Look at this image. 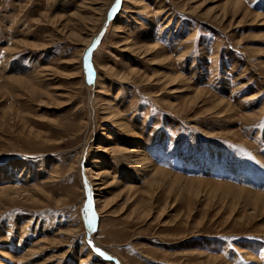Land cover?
I'll list each match as a JSON object with an SVG mask.
<instances>
[{
  "label": "rangeland",
  "instance_id": "1",
  "mask_svg": "<svg viewBox=\"0 0 264 264\" xmlns=\"http://www.w3.org/2000/svg\"><path fill=\"white\" fill-rule=\"evenodd\" d=\"M114 7L0 0V264H264V0Z\"/></svg>",
  "mask_w": 264,
  "mask_h": 264
},
{
  "label": "snow or ice",
  "instance_id": "2",
  "mask_svg": "<svg viewBox=\"0 0 264 264\" xmlns=\"http://www.w3.org/2000/svg\"><path fill=\"white\" fill-rule=\"evenodd\" d=\"M119 4H120V0H117V7L119 6ZM117 7H114L112 9V13L116 12ZM112 13H110V14H112ZM93 47H95V44L93 45ZM88 51H89V54H90L92 49L90 48ZM85 69H86V71L88 73V80H89V82H91V80H92V67H91V64L88 62V56L85 57ZM91 207H92V202L89 199L88 203L86 205V208H85V213H86V216H87V222H88L89 227H91L92 224L95 222V215L94 214H89L90 211H91ZM233 239H235V238H233ZM89 243L91 244V241H89ZM95 251L100 253L101 255H103V253L100 252L99 248H96ZM108 259H111V257H108Z\"/></svg>",
  "mask_w": 264,
  "mask_h": 264
},
{
  "label": "bare ground",
  "instance_id": "3",
  "mask_svg": "<svg viewBox=\"0 0 264 264\" xmlns=\"http://www.w3.org/2000/svg\"><path fill=\"white\" fill-rule=\"evenodd\" d=\"M97 3V2H96ZM225 6V5H224ZM92 10V9H91ZM160 10H163L162 8L160 9ZM95 11V10H94ZM164 11V10H163ZM94 13V12H93ZM161 13V12H160ZM94 14H96V13H94ZM89 19H91L90 17H89ZM91 21H94L93 19L91 20ZM96 21V20H95ZM90 22V21H89ZM133 23H135V24H139V20L137 19V18H134V21H133ZM114 29H118V28H116V27H114ZM87 35V34H86ZM90 44V43H89ZM126 44V43H125ZM92 46V45H91ZM90 46V47H91ZM87 47H89V45L87 46ZM93 47V46H92ZM134 48H136V47H134ZM89 49V48H88ZM86 50V49H85ZM144 52L145 53H149L147 50H144ZM179 82V81H178ZM262 112H260V114H261ZM212 166H214V165H212ZM219 166H221V165H219ZM218 166V167H219ZM226 166V165H225ZM217 166L215 167V168H218ZM224 168V167H223ZM235 168H231V166H228V167H225L224 168V171L225 172H235V170H234ZM162 172V171H161ZM238 173V172H237ZM257 179H260L261 180V183H263V181H264V175H261V174H257L256 176H255ZM157 179V178H156ZM244 190V189H243ZM92 233V232H91ZM103 252V251H102Z\"/></svg>",
  "mask_w": 264,
  "mask_h": 264
}]
</instances>
